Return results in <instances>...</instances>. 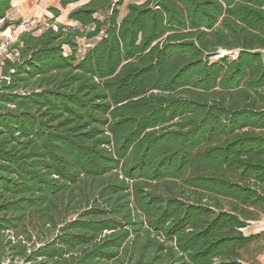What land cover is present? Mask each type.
Instances as JSON below:
<instances>
[{
  "label": "trees",
  "instance_id": "trees-1",
  "mask_svg": "<svg viewBox=\"0 0 264 264\" xmlns=\"http://www.w3.org/2000/svg\"><path fill=\"white\" fill-rule=\"evenodd\" d=\"M122 3L0 62V264H258L264 0Z\"/></svg>",
  "mask_w": 264,
  "mask_h": 264
},
{
  "label": "crops",
  "instance_id": "crops-1",
  "mask_svg": "<svg viewBox=\"0 0 264 264\" xmlns=\"http://www.w3.org/2000/svg\"><path fill=\"white\" fill-rule=\"evenodd\" d=\"M50 6L59 7L61 14L54 17V14L49 10ZM75 7V3L62 7L59 0H12V8L8 12V18L14 21H21L37 17L40 23L45 21V24L48 26L50 23L54 25L55 23L77 25L76 21H68L69 12ZM244 231L246 234L264 232V213L259 219L251 221ZM257 260L258 264H264V250L257 256Z\"/></svg>",
  "mask_w": 264,
  "mask_h": 264
},
{
  "label": "built area",
  "instance_id": "built-area-1",
  "mask_svg": "<svg viewBox=\"0 0 264 264\" xmlns=\"http://www.w3.org/2000/svg\"><path fill=\"white\" fill-rule=\"evenodd\" d=\"M38 22L39 20L37 17L23 19L18 24L11 25L5 31L0 33V61L7 57H13L14 54H17L15 49H11L14 39L17 37L19 32L33 29ZM86 46H88V44L85 43L83 48Z\"/></svg>",
  "mask_w": 264,
  "mask_h": 264
},
{
  "label": "rangeland",
  "instance_id": "rangeland-1",
  "mask_svg": "<svg viewBox=\"0 0 264 264\" xmlns=\"http://www.w3.org/2000/svg\"><path fill=\"white\" fill-rule=\"evenodd\" d=\"M87 0H81V1H79L78 3H75L76 4V7L77 6H79V5H81V4H83L84 2H86ZM116 1V0H115ZM130 0H123V3L122 4H120L119 5V18H121V16H123L125 13H126V11H127V4H128V2H129ZM70 19H68V21H69ZM68 25H72V24H68ZM72 26H75V25H72ZM46 27H48V25H46L45 24V21H42L41 23L40 22H38L37 23V25L33 28V29H35V32H41L42 30H44ZM21 32H19L18 33V35H17V37L14 39V42L17 40V38H18V36H19V34H20ZM81 42V41H80ZM82 47L85 45V41L84 40H82ZM11 49H14L13 47H11ZM223 54H229V55H231L232 54V52H228V51H223V50H221L220 52H219V54L218 55H216V57H219V56H221V55H223ZM1 59V58H0ZM1 62V61H0ZM261 244H263V240L261 239V241H259V242H257V243H255V245H253V248H254V250L255 251H258V249H259V246H261Z\"/></svg>",
  "mask_w": 264,
  "mask_h": 264
}]
</instances>
